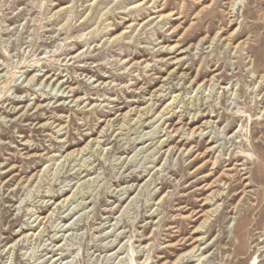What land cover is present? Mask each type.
<instances>
[{
  "label": "rangeland",
  "instance_id": "rangeland-1",
  "mask_svg": "<svg viewBox=\"0 0 264 264\" xmlns=\"http://www.w3.org/2000/svg\"><path fill=\"white\" fill-rule=\"evenodd\" d=\"M193 246L264 264V0H0V264Z\"/></svg>",
  "mask_w": 264,
  "mask_h": 264
},
{
  "label": "bare ground",
  "instance_id": "bare-ground-1",
  "mask_svg": "<svg viewBox=\"0 0 264 264\" xmlns=\"http://www.w3.org/2000/svg\"><path fill=\"white\" fill-rule=\"evenodd\" d=\"M159 16H161V15H159ZM46 78H47V80H48V78H51V76H49V75H46ZM32 79V78H31ZM52 80H53V78H52ZM57 79H55V81H56ZM67 88L69 87V86H66ZM177 96L176 95H173L172 96V100H171V102L170 101H168L166 104H165V106H163V108L161 109V111L158 113V115L157 116H159L158 117V119L156 120V121H158V120H160L161 118H162V116L164 115V113H163V111L164 110H166V109H168V107H170V104L175 100V98H176ZM59 98V97H58ZM76 100H77V98H76ZM151 106L152 105H150V107L148 108V109H146V112H144V113H142V114H147V112H150L151 111ZM161 112H162V114H161ZM125 116V115H124ZM140 116H141V114L138 116V118L140 119ZM109 122V119H108V121L106 122V123H108ZM139 122H141V120H139ZM204 123H206V124H208L209 123V121H204ZM149 124V123H148ZM205 124V125H206ZM196 128V130H199L200 129V127H195ZM159 130H160V128H159ZM162 130V129H161ZM193 130V129H192ZM192 130H190V132H192ZM154 131V130H153ZM173 131H175V130H173ZM100 132H102V131H100ZM155 132H157L156 130L154 131V133ZM159 132H161V131H159ZM168 132V131H167ZM190 132H189V134H190ZM165 134L166 133H164L161 137H164L165 136ZM143 138V137H142ZM139 139V138H138ZM141 139V138H140ZM164 140V139H163ZM166 141H167V139H165ZM161 141V140H160ZM96 142H99V141H96ZM159 142V140L158 141H156L155 143L156 144H159V147H157L158 148V150H160L161 148H163L162 147V144H163V141L162 142H160V143H158ZM28 143V142H27ZM140 143V142H139ZM86 146H88V144H85V146L84 147H82V148H80V149H77L76 151H77V153H81L83 150H85V148H86ZM152 146H154V145H152ZM213 146L211 145L209 148H208V150L207 151H210L211 150V148H212ZM171 148V151H172V149H174V148H176V146L174 145L173 147H170V146H168V148L165 150V152H167L169 149ZM177 150H178V148H176ZM186 149V148H185ZM184 149V150H185ZM75 152V150H73V151H71V152H69V153H67L64 157H67V156H69V155H72V153H74ZM193 160H195V159H193ZM203 165V163L202 164H200L199 166H197L195 169H194V171L197 169V168H200L201 166ZM14 167V165H12L8 170H10L11 168H13ZM157 169H159V166H158V168ZM89 171H90V169H89ZM91 173L90 172H88L86 175H90ZM85 175V176H86ZM90 177V176H89ZM91 178V177H90ZM89 178V179H90ZM244 178H246V177H244ZM138 186V185H137ZM67 187V186H66ZM64 191H66V189L64 190ZM130 191V189H127V191H125V192H129ZM243 192V191H242ZM57 196V195H56ZM133 198V196H131L130 197V200ZM69 199V195H67V196H63V198L61 199V200H58L57 201V203L56 204H58V206L59 205H62L63 204V202H65V201H67ZM206 200V199H205ZM54 202L55 201H53V204H54ZM208 203L205 201V202H203V206H206ZM125 207V206H124ZM185 207L184 206H180V207H178V210H183ZM188 208H186L185 210H187ZM200 212H201V210H199V211H195V210H192L191 212H190V214H187V215H185V217H190V216H197L196 218H199V217H201V216H204V220L201 222V224L197 227V229H196V231L195 232H197L198 231V229L200 228V227H202V224L206 221V218H208V211H206V212H204L203 214H200ZM43 213V212H42ZM36 218H41V219H44L45 218V216H43V217H41V215L39 214L38 216H36ZM70 219V218H69ZM65 224H63V225H66L67 224V222H64ZM34 233H35V231L33 230L32 232H31V229L30 230H28V231H26V232H23V231H21V234H22V236L21 237H23V238H26L27 237V235L28 234H30V236H32V235H34ZM146 238H148V237H146ZM203 238H196V239H194L193 240V242H196V241H201ZM12 245V244H11ZM10 245V246H11ZM57 245H60V243H58L57 242ZM147 244H145V245H143V247H147L146 246ZM207 247V246H206ZM195 248L197 249V250H199L200 248L198 247V246H193L190 250H188L187 252H183V253H181V254H179L177 257H176V259L175 260H173L172 262H170V264H173V263H175L178 259H182L184 256H187L186 255V253H192V252H194V250H195ZM196 250V251H197ZM264 253V250H262L260 253H259V255H261V254H263ZM59 256H61V255H59ZM58 256V254L56 255H53V256H50L52 259H53V261H58V260H60V259H63L62 257H59ZM49 257V258H50ZM61 261V260H60ZM61 263V262H60Z\"/></svg>",
  "mask_w": 264,
  "mask_h": 264
}]
</instances>
